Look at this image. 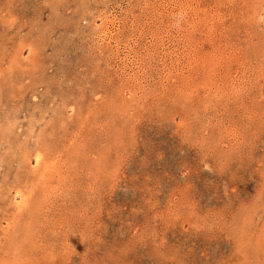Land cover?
Instances as JSON below:
<instances>
[{
    "label": "rangeland",
    "instance_id": "obj_1",
    "mask_svg": "<svg viewBox=\"0 0 264 264\" xmlns=\"http://www.w3.org/2000/svg\"><path fill=\"white\" fill-rule=\"evenodd\" d=\"M0 264H264V0H0Z\"/></svg>",
    "mask_w": 264,
    "mask_h": 264
},
{
    "label": "bare ground",
    "instance_id": "obj_2",
    "mask_svg": "<svg viewBox=\"0 0 264 264\" xmlns=\"http://www.w3.org/2000/svg\"><path fill=\"white\" fill-rule=\"evenodd\" d=\"M15 65V64H14ZM157 102V101H156Z\"/></svg>",
    "mask_w": 264,
    "mask_h": 264
}]
</instances>
